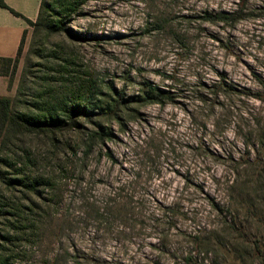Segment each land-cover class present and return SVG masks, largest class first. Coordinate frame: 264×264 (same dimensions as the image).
<instances>
[{
    "label": "rangeland",
    "instance_id": "374dc122",
    "mask_svg": "<svg viewBox=\"0 0 264 264\" xmlns=\"http://www.w3.org/2000/svg\"><path fill=\"white\" fill-rule=\"evenodd\" d=\"M46 1L7 97L66 124L3 135L0 262L264 264V0Z\"/></svg>",
    "mask_w": 264,
    "mask_h": 264
},
{
    "label": "trees",
    "instance_id": "16d2710c",
    "mask_svg": "<svg viewBox=\"0 0 264 264\" xmlns=\"http://www.w3.org/2000/svg\"><path fill=\"white\" fill-rule=\"evenodd\" d=\"M0 5L7 7L6 3L3 0H0ZM51 6H52L51 2H47L46 0H41L39 12L35 20H31L23 16L19 12L11 8L10 9L15 14L22 16L30 26H33V28L37 30L43 29L47 32H56L59 30L66 29L64 25V21L72 11L73 9L72 6L64 5L61 12H58L59 16L57 18H53L52 14L50 13L52 9ZM26 34H27V30L25 29L23 32L21 43L17 50V55L15 57H0V64H1L0 74L12 75L15 73L18 63V56L20 55L21 50L23 48V43ZM11 103L12 100L10 97L0 96V143L2 141L5 131L8 129L36 131V130H45L50 127L60 128L61 126L66 124V121L61 119L58 113L53 108L48 109V111L43 112L42 114L31 117L26 115L25 113H19L14 111L12 109ZM76 105H78L77 108H79L82 111H89V109L85 107V105L83 104H76ZM108 109L109 111H112L111 107H109ZM64 110L66 112H70L71 110L73 111L74 105H72L70 108L66 106ZM0 161L5 163L4 160L0 159ZM0 263L3 264L5 262L2 260Z\"/></svg>",
    "mask_w": 264,
    "mask_h": 264
},
{
    "label": "crops",
    "instance_id": "0c3cea01",
    "mask_svg": "<svg viewBox=\"0 0 264 264\" xmlns=\"http://www.w3.org/2000/svg\"><path fill=\"white\" fill-rule=\"evenodd\" d=\"M3 1L7 7L0 5V57H15L23 32L25 29L29 30V24L22 16L15 14L11 9L31 20H35L39 12L41 0ZM9 83V75H0V96L9 95Z\"/></svg>",
    "mask_w": 264,
    "mask_h": 264
}]
</instances>
